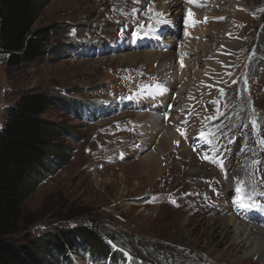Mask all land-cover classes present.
<instances>
[{"label": "rangeland", "instance_id": "1", "mask_svg": "<svg viewBox=\"0 0 264 264\" xmlns=\"http://www.w3.org/2000/svg\"><path fill=\"white\" fill-rule=\"evenodd\" d=\"M218 1L221 10L215 16L222 17L213 23L220 24L223 36L231 30L227 45L234 47V52L225 51L230 54L224 82L215 79L213 88L202 87L201 119L192 118L188 109L184 113L182 102L168 106V111L180 109L166 117L181 135L174 148L167 145L164 158H157L153 174L144 171L142 160L157 147L150 126L157 129L138 115L147 112L144 102L163 97L167 89L160 77L167 58L158 54L170 52L172 39L180 41L186 29L197 34L205 27L182 18L174 34L162 23H177L175 10L187 12L199 3L47 0L32 31L47 30L48 50L70 43L79 49L65 47L57 57L9 67L0 48V129L7 107L21 94H55L67 105L50 106L43 114L67 130L52 136L64 156L33 184L23 203L29 229L14 238L27 242L30 235L83 225L106 237L111 232L123 236L129 244L123 249L106 240L121 249L128 264H256L257 256L230 246L232 233L226 239L217 236L212 225L219 217H233L253 231L264 229V0ZM200 2L208 7L217 0ZM158 5L169 10L168 16L159 13ZM193 37L195 44L201 40L198 34ZM221 39L201 40L203 46L197 42L191 53L202 58L207 47L209 54L225 55L218 49ZM147 52L156 54L146 57ZM202 65L199 72L206 69ZM90 107L96 108L94 115ZM161 108L163 114L166 106ZM245 174L247 191L241 186ZM238 197L253 206L241 207ZM240 212L250 214L243 218ZM155 251L163 255H152ZM73 254L77 264H87L78 252Z\"/></svg>", "mask_w": 264, "mask_h": 264}, {"label": "trees", "instance_id": "2", "mask_svg": "<svg viewBox=\"0 0 264 264\" xmlns=\"http://www.w3.org/2000/svg\"><path fill=\"white\" fill-rule=\"evenodd\" d=\"M46 1L0 0V48L8 55L9 67L47 55L57 57L65 47L77 48L70 43L48 50L47 30L32 31ZM65 103L64 98L55 94L29 93L19 95L6 109L0 129V264H77L74 252L87 264H128L121 251L129 246L123 236L111 232L106 237L95 227L56 228L43 236L30 235L27 242L14 238L29 229L23 203L33 184L49 174L64 156L52 136L67 130L43 114L50 106H67ZM94 109L90 107L88 112L94 115ZM102 231L106 233L104 227ZM106 238L119 243L121 249H113ZM158 252L152 255H163Z\"/></svg>", "mask_w": 264, "mask_h": 264}, {"label": "bare ground", "instance_id": "3", "mask_svg": "<svg viewBox=\"0 0 264 264\" xmlns=\"http://www.w3.org/2000/svg\"><path fill=\"white\" fill-rule=\"evenodd\" d=\"M192 4H198L199 8L194 7L187 12H181L179 9L175 10L174 20L177 19V23L175 21V24H170L168 23V20L165 19V21L162 23V26L166 27V29L163 30L168 31L169 29H175L176 26L181 23L180 20L182 18H185V24H188L189 21L197 22V25L199 23L202 24L204 23L205 27L203 29V32L200 33L198 32L197 34L201 36V40L204 42H208V41L211 42L216 39L218 40L220 38H223L221 39L222 46L218 49L221 52H224L225 55L219 54L220 56H214V53L213 54L211 53L212 54L211 55L209 53L212 51V49H208L207 47H205L203 50L202 58L197 53L196 54L191 53L193 51L194 45L196 46L197 44H199L201 40H197V42L199 43L196 42L195 44L196 38L195 39L192 38H194L193 36L196 37L197 34L194 33L195 31L190 28L188 30L186 29L185 34L180 41H176L172 39V41L170 42L172 44V45L170 44L171 47L170 52H168L167 54L164 53L158 54L165 56L167 58L165 60L166 63L160 65L161 67H163V70L161 69L162 72H160L161 73L160 77L162 78L161 81H163V84L167 85V89L163 90L162 92L163 97H159L154 100H147L146 102H144L142 107L143 109L146 108L147 112L145 114L138 115L139 121L143 122L146 118H148V120H151L150 123L153 124V127L157 129L155 131L150 126V130L153 133L152 140L158 141L157 147L156 149L154 148L155 150L151 148L154 151L149 155H145L144 159L142 160L143 168L145 169L144 171H146V173L148 172L149 174L156 173V167L159 164V162L157 161L160 157L165 155L164 153L167 151V145L170 144L171 148H174V146L176 145V141L179 140L178 134L181 135L180 132L176 134L175 131L171 130L172 128V126L170 125L171 123L166 117L168 113L173 114L175 111L177 112L180 111V109H171L170 111H168V106L172 103L182 102L183 105L181 104L182 105L181 110L184 113L187 114V109H188L190 110L189 114H192V118L196 117L197 119H201L199 98H198L199 93L202 92V87L205 88L206 86L210 85L213 88L214 86H216L215 79H219L222 80V82H224L222 72L224 71V68L226 69V67L229 66L228 62L226 61L230 54L228 52H234V47L232 45L230 46L227 45L228 42H232L231 30L227 31L228 33H226V36H223L225 35L223 34L225 31H223V33L221 32L222 28L218 27L220 24L214 25L213 23L214 19L222 17V14H220L221 16L217 15L218 17L215 16L217 11H219L220 9L221 6L220 2L217 0L216 3L209 5L208 6L209 8L206 6L205 3H201L200 0L199 1L193 0ZM156 7L160 9L159 13H163L165 16H168L169 10L168 11L164 10L167 9L165 8L164 5L163 6L158 5ZM210 7H212V9ZM204 9L207 10L204 11ZM168 19L171 20L170 17ZM203 20L204 22H202ZM201 29L202 28H200V30ZM225 30H227V28ZM173 32L174 34L175 33L178 34V31L176 29ZM202 41H201V46H203ZM214 48L217 49L215 45H213V50ZM154 54L156 53L147 52L144 53L143 55L146 57L147 56L151 57ZM208 54L211 55L210 58ZM190 57H193V59ZM125 58H128V56H125ZM213 58H215L218 62L216 63L215 61H213ZM203 63L204 65L202 66L206 67V69L202 67L203 72H199V64H203ZM107 79H114V78L110 76ZM179 84L182 85V88L179 86ZM203 92H207V89L204 90ZM164 105L166 106V109H164V113L162 114L163 111L161 107H163ZM194 108H198V109L194 110ZM158 109H160L161 111ZM185 116L184 119H180L177 122L175 121L174 126L175 127L180 126L185 121L186 118ZM158 135H160V138L158 137ZM246 180H247V174H245L241 180V186L244 189L243 191H247V189L249 188L248 185L246 186ZM240 213L242 214L243 212ZM248 214H250V212L246 213L244 216L242 214L241 217L243 218L247 217ZM217 219H216L217 223L212 225L213 231L216 232L217 236H221V237L224 236V238L226 239L229 238L228 235L232 233V235H230V238L234 237V240L233 242H231L230 246L236 247L237 249L240 250H246V252H248L249 254L258 257L256 264H264V229H258L256 231H253L251 226L245 223L242 224V222L239 223L237 222V219H233V217H229L228 219H224V220L223 218L220 217ZM249 219L256 222L258 221L257 219H254L252 217H249ZM246 259H249V257Z\"/></svg>", "mask_w": 264, "mask_h": 264}, {"label": "snow or ice", "instance_id": "4", "mask_svg": "<svg viewBox=\"0 0 264 264\" xmlns=\"http://www.w3.org/2000/svg\"><path fill=\"white\" fill-rule=\"evenodd\" d=\"M190 2H191V0H190ZM221 19H222V18H221ZM182 134H183V133H182ZM206 158H207V157H206ZM237 191H239V189H238ZM174 202H175V201H173V203H174ZM237 203H238L241 207H252V206H253V205H251V204H245V203H243L240 197L237 198ZM257 207H258V206H257Z\"/></svg>", "mask_w": 264, "mask_h": 264}]
</instances>
